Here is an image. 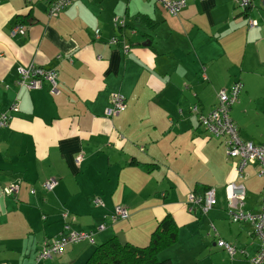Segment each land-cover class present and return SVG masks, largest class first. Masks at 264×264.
<instances>
[{"label": "crops", "instance_id": "0c3cea01", "mask_svg": "<svg viewBox=\"0 0 264 264\" xmlns=\"http://www.w3.org/2000/svg\"><path fill=\"white\" fill-rule=\"evenodd\" d=\"M52 1L0 0V111L9 115L0 128V264H82L112 237L142 247L167 214L177 239L160 260L251 264L260 242L250 223L229 221L225 186L242 184L243 207L255 212L264 179L256 163L236 176L222 139L191 107L209 111L217 92L239 80L230 117L242 139L264 145L261 0L246 12L235 0H187L177 15L154 0H76L49 17ZM248 18L258 24L249 28ZM17 25L24 34H11ZM30 65L54 69L59 92L47 82L18 87L19 67ZM114 93L125 107L107 116ZM50 177L56 186L43 190ZM11 184L15 192L4 194ZM208 188L216 205L189 211V193ZM119 204L129 217L112 221ZM64 211L93 242L37 261L43 243L59 237ZM219 239L237 247L232 258Z\"/></svg>", "mask_w": 264, "mask_h": 264}, {"label": "built area", "instance_id": "2783aa9c", "mask_svg": "<svg viewBox=\"0 0 264 264\" xmlns=\"http://www.w3.org/2000/svg\"><path fill=\"white\" fill-rule=\"evenodd\" d=\"M25 2H31L32 0H24ZM76 0H54L47 7V15L53 16L59 11L64 9L69 4ZM161 5L166 11L172 15H177L186 6L187 0H154ZM239 8L246 12V10L253 6V0H235ZM262 14L261 21L263 24V36H264V0H261ZM115 25L122 24V21L115 19ZM258 24L256 19L248 18L247 25L249 28ZM25 27L23 25H17L11 30V34L19 33L24 34ZM98 31L96 30V33ZM117 39H111L110 43H116ZM126 49V48H125ZM19 78L16 84L20 88H26L29 90L40 88L44 82L49 83L52 92L58 93L57 88V72L54 69H45L35 65H30L26 68L19 67ZM242 90V83L239 80L233 82L228 89H221L216 94V103L207 112L202 113L198 110L197 105L191 107V111L197 114L199 125H201L209 134L220 137L222 139L226 156L233 160V171L236 176L244 177V168L251 163L257 164V175L264 179V145L254 144L250 140H244L239 134L237 125L230 117V112L233 104H235ZM125 107L124 97L119 93H114L110 98V105L105 110L107 116H113L118 114ZM10 109L16 110V104L10 106ZM9 121V115L7 111H0V128L6 126ZM83 158L80 154L76 157L75 162L79 164ZM57 184V180L54 177H50L43 182L40 186L43 190H52ZM17 189L16 184H11L2 188V192L7 195H11ZM34 193V189L30 190ZM225 196L227 202V216L230 222L239 223L247 222L253 227L255 236L259 239L260 246L254 256L250 258L251 264H261L264 260V185L262 188V195L260 201V207L258 211L252 212L244 209L245 188L242 184H236L229 182L225 186ZM95 202L100 203L99 199H95ZM215 189L208 188L202 194L189 193L187 198L188 210L194 212L199 209L201 212H206L208 209L216 205ZM64 219L62 231L59 237L52 241H46L43 243L39 250L36 260L43 261L50 259L52 256L61 254L64 251L65 246L69 244H76L81 241L93 242V233L91 231H81L72 228L73 220L69 218L67 211L62 213ZM112 221L123 220L129 217V212L126 206L116 205L110 214ZM104 228L100 225L97 230L101 231ZM212 229L214 227L212 226ZM217 245L229 254L232 258L237 247L234 244H230L222 239L217 240Z\"/></svg>", "mask_w": 264, "mask_h": 264}, {"label": "trees", "instance_id": "16d2710c", "mask_svg": "<svg viewBox=\"0 0 264 264\" xmlns=\"http://www.w3.org/2000/svg\"><path fill=\"white\" fill-rule=\"evenodd\" d=\"M177 225L171 215L157 222L145 246L121 242L116 237L97 244L82 264H172L169 259L160 260V251L177 239Z\"/></svg>", "mask_w": 264, "mask_h": 264}, {"label": "rangeland", "instance_id": "374dc122", "mask_svg": "<svg viewBox=\"0 0 264 264\" xmlns=\"http://www.w3.org/2000/svg\"><path fill=\"white\" fill-rule=\"evenodd\" d=\"M237 4V3H236ZM237 6H238V4H237ZM238 8H239V6H238Z\"/></svg>", "mask_w": 264, "mask_h": 264}]
</instances>
